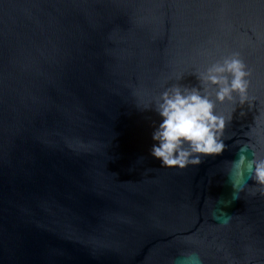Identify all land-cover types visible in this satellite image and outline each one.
Instances as JSON below:
<instances>
[{
	"label": "water",
	"instance_id": "water-1",
	"mask_svg": "<svg viewBox=\"0 0 264 264\" xmlns=\"http://www.w3.org/2000/svg\"><path fill=\"white\" fill-rule=\"evenodd\" d=\"M234 51L254 99L217 105L225 150L161 167L145 105ZM242 143L264 155V0H0V264H264Z\"/></svg>",
	"mask_w": 264,
	"mask_h": 264
},
{
	"label": "clouds",
	"instance_id": "clouds-1",
	"mask_svg": "<svg viewBox=\"0 0 264 264\" xmlns=\"http://www.w3.org/2000/svg\"><path fill=\"white\" fill-rule=\"evenodd\" d=\"M193 74L198 87L174 83L144 107L151 108L160 117L151 133L153 144L149 154L164 168L183 170L189 165H200L203 157L221 155L226 147L224 130L232 116L218 113L217 105L225 101L243 105L254 99L248 95L251 70L239 52L222 56ZM182 78L183 75H178L176 81ZM250 148L249 144L242 143L238 158L230 162L227 175L234 190L233 199L239 198V192L247 184L245 173L264 196V155L258 156L251 150L249 159L245 154ZM228 219L223 223H228ZM172 264H203V261L197 253L181 252Z\"/></svg>",
	"mask_w": 264,
	"mask_h": 264
}]
</instances>
